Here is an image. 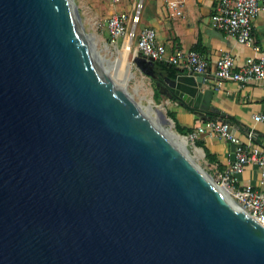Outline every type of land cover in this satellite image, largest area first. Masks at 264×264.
Returning a JSON list of instances; mask_svg holds the SVG:
<instances>
[{
    "label": "water",
    "instance_id": "95a60500",
    "mask_svg": "<svg viewBox=\"0 0 264 264\" xmlns=\"http://www.w3.org/2000/svg\"><path fill=\"white\" fill-rule=\"evenodd\" d=\"M133 59L213 109L204 75ZM0 264H264V226L114 85L73 0H0Z\"/></svg>",
    "mask_w": 264,
    "mask_h": 264
},
{
    "label": "crops",
    "instance_id": "0c3cea01",
    "mask_svg": "<svg viewBox=\"0 0 264 264\" xmlns=\"http://www.w3.org/2000/svg\"><path fill=\"white\" fill-rule=\"evenodd\" d=\"M141 1L143 8L141 20L137 25L138 32L145 27L155 28L158 42L166 45L168 53L176 47L196 49L203 53L209 62L206 77L210 81V85H204L203 88L214 90L211 101L213 109L207 111L221 113L224 116L221 119L228 121L235 134L244 141L247 140L248 133L254 131L255 141L264 149V124L254 119L255 114L264 112V82L239 83L218 79L214 74L217 61L224 54L235 57L237 65H242L259 55L254 45L240 43L237 38L226 34L215 25L213 16L218 0H184V14L181 16H171L168 8L169 0H120L118 3L108 0L112 8L109 16L119 11L133 13L136 4ZM253 35L255 45L263 50L264 13L255 20ZM158 65L166 70L180 68L172 66L166 59L159 61ZM168 91L166 89V92ZM166 99L169 102V110L176 114L183 126L196 129L209 119L206 117L207 111L195 107L194 110H190L175 98L169 100L166 96ZM198 140L202 141L215 157L214 162L208 160L214 171L223 170L229 165L234 155L233 143L208 131L201 133ZM237 185L262 188L258 165L250 164L239 173Z\"/></svg>",
    "mask_w": 264,
    "mask_h": 264
},
{
    "label": "built area",
    "instance_id": "2783aa9c",
    "mask_svg": "<svg viewBox=\"0 0 264 264\" xmlns=\"http://www.w3.org/2000/svg\"><path fill=\"white\" fill-rule=\"evenodd\" d=\"M115 3L120 0H112ZM184 0H169L168 8L171 16L184 14ZM143 3L138 2L133 13L119 11L107 19L110 42L117 48H124L129 43V50L141 53L148 59L167 60L171 65L183 68L190 73L204 75L208 73L209 62L206 56L196 49L176 47L168 53L165 44L157 40V31L153 27H145L140 32L137 25L141 20ZM264 13V0H218L213 16L215 25L223 32L231 35L240 43L254 45L259 51L257 57L251 58L242 65H237L231 54L222 55L214 71L215 77L239 83L264 82V49L255 45L253 35L255 20ZM207 78V77H206ZM256 122L264 124V112L254 115ZM205 131L217 135L235 145L234 155L229 165L217 170L214 180L226 188L230 196L264 226V149L255 141L254 131H250L244 141L233 131L232 125L221 118H209L194 129L189 137L196 141ZM250 164L258 165L261 172L262 188L253 185L239 187L238 174Z\"/></svg>",
    "mask_w": 264,
    "mask_h": 264
},
{
    "label": "rangeland",
    "instance_id": "374dc122",
    "mask_svg": "<svg viewBox=\"0 0 264 264\" xmlns=\"http://www.w3.org/2000/svg\"><path fill=\"white\" fill-rule=\"evenodd\" d=\"M73 2L86 37L107 75L111 79L119 82V84L132 96L135 102L139 104L146 103L147 105L148 99L152 98L157 106L162 105L166 115L173 121L176 129L174 119L168 114L169 102L166 99V90L162 92L164 95L163 99L157 101L154 97L155 90L159 88L161 91V88L164 86L162 84L158 85L156 79L143 72L134 59L127 57V55H123L122 51H118V49H123L121 45L117 48L110 42L107 19L112 13V8L109 5L108 0H73ZM131 53L136 54V51L132 50ZM112 61H116L121 64L127 62V66L123 64V71H121L120 68H114L108 64ZM148 115L150 117L152 116L150 113H148ZM160 124L164 129H166L165 124ZM186 137L189 140L186 152L192 156L205 171L216 178V172L209 164L204 149L198 146L196 141H193L189 137V134ZM194 147L201 148L204 151V155L199 156L195 151H193Z\"/></svg>",
    "mask_w": 264,
    "mask_h": 264
},
{
    "label": "bare ground",
    "instance_id": "6f19581e",
    "mask_svg": "<svg viewBox=\"0 0 264 264\" xmlns=\"http://www.w3.org/2000/svg\"><path fill=\"white\" fill-rule=\"evenodd\" d=\"M100 38V37H99ZM129 43H126L124 45L123 49H118V51H122L123 55H127V57H130L131 59L134 58V56L136 54H132L129 55L131 52L129 50ZM129 55V56H128ZM107 60V59H105ZM109 65L113 66L114 68H120L121 71H123V64H125L127 66V62L124 63H117L116 61H112L108 63ZM109 77V76H108ZM109 79L114 83V85L123 90L125 93H127L129 96H131L120 84L119 82L111 79L109 77ZM132 97V96H131ZM152 97V96H151ZM137 103V102H136ZM148 104H139L137 103V105L139 106V108L141 109V111H143L145 113V115H147V117L153 122L155 123L167 136V138L174 143L178 148H180L183 152H185L187 155H189L186 151L188 145H189V140L186 136L181 135L174 127L173 121L166 115L164 107L161 106H157L152 98L148 99ZM148 113H150V115H152L151 117L148 115ZM160 123H163L166 125V129H164ZM199 156H203L204 155V151L201 148L198 147H194V150ZM192 157V156H191ZM193 158V157H192ZM216 182V181H215ZM221 186V185H220ZM221 188L230 196L229 191L224 188L223 186H221Z\"/></svg>",
    "mask_w": 264,
    "mask_h": 264
},
{
    "label": "trees",
    "instance_id": "16d2710c",
    "mask_svg": "<svg viewBox=\"0 0 264 264\" xmlns=\"http://www.w3.org/2000/svg\"><path fill=\"white\" fill-rule=\"evenodd\" d=\"M172 66H174V65H172ZM154 97H155V99H156L157 101L163 99L164 95H163V93L160 91L159 88H157V89L155 90V95H154ZM174 98H175L178 102L184 103L185 106H186L188 109H190V110H194V109H195L194 107H192V106L186 104L181 98H179V97H174ZM168 114L174 119L175 124H176V129H177V131H178L180 134L188 135V134H190V133L194 130V128H192V127H187V126H183V125H181L180 122L178 121L177 117H176V114H175L173 111L168 110ZM206 114H207L206 117H209V118H223V117H224V116H223L221 113H219V112L207 111ZM205 119H206V118H205ZM230 120H232V119L230 118ZM196 144L204 149L205 154H206V158H207L210 162H214V161H215V157H214V156L208 151L207 147L204 145V143H203L202 141H200V140H196Z\"/></svg>",
    "mask_w": 264,
    "mask_h": 264
},
{
    "label": "flooded vegetation",
    "instance_id": "af4514ba",
    "mask_svg": "<svg viewBox=\"0 0 264 264\" xmlns=\"http://www.w3.org/2000/svg\"><path fill=\"white\" fill-rule=\"evenodd\" d=\"M161 80V79H160ZM156 81L158 82L159 81V79L158 78H156Z\"/></svg>",
    "mask_w": 264,
    "mask_h": 264
}]
</instances>
